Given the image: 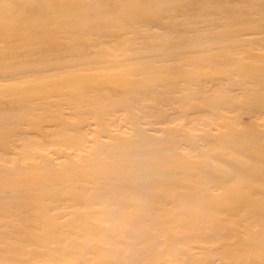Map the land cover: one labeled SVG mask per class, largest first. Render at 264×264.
<instances>
[{
  "label": "bare ground",
  "instance_id": "bare-ground-1",
  "mask_svg": "<svg viewBox=\"0 0 264 264\" xmlns=\"http://www.w3.org/2000/svg\"><path fill=\"white\" fill-rule=\"evenodd\" d=\"M0 264H264V0H0Z\"/></svg>",
  "mask_w": 264,
  "mask_h": 264
},
{
  "label": "rangeland",
  "instance_id": "rangeland-1",
  "mask_svg": "<svg viewBox=\"0 0 264 264\" xmlns=\"http://www.w3.org/2000/svg\"><path fill=\"white\" fill-rule=\"evenodd\" d=\"M249 118H250V116H249V115H243V119H244V121H248V120H249Z\"/></svg>",
  "mask_w": 264,
  "mask_h": 264
}]
</instances>
